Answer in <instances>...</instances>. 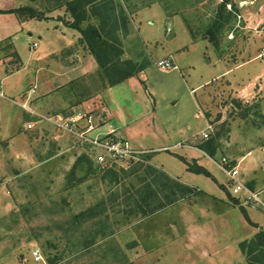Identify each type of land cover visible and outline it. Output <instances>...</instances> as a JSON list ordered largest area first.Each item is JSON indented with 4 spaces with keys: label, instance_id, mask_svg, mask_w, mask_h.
<instances>
[{
    "label": "rangeland",
    "instance_id": "obj_1",
    "mask_svg": "<svg viewBox=\"0 0 264 264\" xmlns=\"http://www.w3.org/2000/svg\"><path fill=\"white\" fill-rule=\"evenodd\" d=\"M67 1L0 0V264H246L239 243L264 228V0H232L237 10L219 34L221 54L203 37L221 0H114L116 14L121 6L128 17L127 31H117L123 57L148 64L99 94L95 60L65 27ZM25 5L50 19H18L14 10ZM168 56L176 68L156 65ZM79 83L95 94L81 105L104 106L103 130L111 125L145 151L137 170L117 165L120 181L84 161L72 173L85 147L38 120L76 109ZM218 129L220 149L204 155L194 144ZM178 155L198 158L211 177L188 172ZM222 155L239 163L262 203L231 193ZM149 165L193 190L153 214L125 218L119 194L138 176L152 179ZM89 209L96 216L75 224ZM34 246L40 263L30 258Z\"/></svg>",
    "mask_w": 264,
    "mask_h": 264
},
{
    "label": "trees",
    "instance_id": "obj_2",
    "mask_svg": "<svg viewBox=\"0 0 264 264\" xmlns=\"http://www.w3.org/2000/svg\"><path fill=\"white\" fill-rule=\"evenodd\" d=\"M227 5H230V9H227ZM64 6L65 12H67L71 18V21H65V26L79 33L78 43L92 55L96 62V82L92 83L96 84L95 86L97 87V92L95 94H99L106 88L115 86L132 76L138 75L148 64L147 61L140 63V61L123 57L124 51L117 31L121 30L123 33L127 31L128 17L120 5L121 10L116 14V6H118V4L115 3L114 0H68ZM236 10V4L232 0H221L217 5L212 23L204 32V39H206L211 47L219 54H221L219 49V34L221 30L230 23L231 19L232 21L234 20L233 15ZM14 12L20 20L35 19L47 21L50 19V17H47L42 11L37 10L31 5L20 6L15 9ZM91 17L96 18V24L90 22ZM85 22L86 24L83 25ZM70 84L75 87L78 85V83ZM79 84L80 88H82L80 94L83 95V97L77 101V108L85 107L88 103L84 105L81 104L89 101L95 96V94L90 95L88 93V87L86 85L83 83ZM63 116L67 115L63 114ZM224 132V130L218 129L209 135L207 139L202 138L200 141H197L194 146L210 157H213L220 149V142ZM178 158L186 165V170L188 172L204 174L211 177L206 168L199 165L195 159L187 160L180 155H178ZM144 159H146V157ZM83 161L85 164L87 163L89 171L101 174L103 178L108 176L111 178V182L120 181L118 174L124 172L123 167L119 168L117 165L100 170L85 153L75 162L72 173L83 166ZM136 162H130V164L133 163L130 165L132 166L130 170H137L140 163ZM231 163L234 164L233 162ZM146 170L150 174V177L152 176L151 174H153L152 179L150 178L149 180L138 176L136 184L130 183V188H125L124 191L119 194V197L122 196V201H119L118 204L125 205V209H123L126 216L125 218L153 214L173 204L178 199H183L193 190L188 187V185L170 177L164 171H158L150 165L147 166ZM219 186L225 189L223 185ZM116 197L117 196L113 193L109 195L108 199L111 202ZM236 199L237 198L233 199L234 202H237ZM99 206H101V204ZM129 206L133 207L129 208ZM93 211L94 209H89L86 212L74 216V223L80 225L81 218L90 219L96 216ZM101 212H103V209ZM242 213L251 225L257 226L249 220L245 212L242 211ZM98 215L100 214H97V216ZM239 249L245 256L246 264H264V228H260L251 237L242 240L239 243ZM47 262L49 263V261Z\"/></svg>",
    "mask_w": 264,
    "mask_h": 264
},
{
    "label": "built area",
    "instance_id": "obj_3",
    "mask_svg": "<svg viewBox=\"0 0 264 264\" xmlns=\"http://www.w3.org/2000/svg\"><path fill=\"white\" fill-rule=\"evenodd\" d=\"M32 46L35 47L36 43H33ZM156 65L162 69L177 67L172 56L158 60ZM33 92L34 88H31L27 92L26 97L32 96ZM0 95L2 96L1 92ZM21 107L27 113L31 114L33 112L31 109H26L24 104H21ZM38 120H45L49 122L58 133L74 138L77 143L85 147L86 154L100 170L118 165L122 162H133L135 159H138L139 153L145 152L143 149H137L131 146L130 141L121 134L120 131L111 127V125H107V129L103 130L104 126L108 123L103 105L100 106L99 110H96L93 109L90 104H87L85 107L74 109L73 112L67 116L50 115L41 117ZM24 126L26 130H30L34 127V124L28 122ZM211 128V124L208 123L207 129L210 130ZM202 138L207 139L208 132H204ZM180 146H182V144H177L174 147ZM219 166L227 175V187L231 189L232 194L246 191V193H248L247 199L252 202L262 203L257 192H250L247 190L240 177L239 163L232 164L228 157L222 155ZM29 255L31 260L35 263L43 261L41 251L36 246L31 248Z\"/></svg>",
    "mask_w": 264,
    "mask_h": 264
},
{
    "label": "crops",
    "instance_id": "obj_4",
    "mask_svg": "<svg viewBox=\"0 0 264 264\" xmlns=\"http://www.w3.org/2000/svg\"><path fill=\"white\" fill-rule=\"evenodd\" d=\"M42 21H45V20H42ZM48 21V20H47ZM60 25H62L61 23H59V22H57V24H55L54 26H53V28L54 29H56V30H60ZM66 27V26H65ZM76 31V30H75ZM60 87V86H59ZM51 88V87H50ZM53 88V87H52ZM55 88H58V87H55ZM4 138L6 137V136H3ZM10 146L8 145L7 146V148H9ZM197 148V147H196ZM198 149V148H197ZM150 150H152V149H150ZM201 153H203L204 155H207V154H205L203 151H201L200 149H198ZM180 156H182V155H180ZM207 156H209V155H207ZM183 157H185V156H183ZM186 158V157H185ZM187 159V158H186ZM193 159H195L196 161H197V163L199 164V165H201L200 164V162H199V160H198V158H193ZM188 160V159H187ZM202 166V165H201ZM166 172V171H165ZM168 174V173H167ZM169 175V174H168ZM170 177H172V178H175V179H177V180H179V178H177V177H173V176H171V175H169ZM180 181V180H179ZM181 182V181H180ZM220 185H222V184H220ZM189 186V185H188Z\"/></svg>",
    "mask_w": 264,
    "mask_h": 264
},
{
    "label": "water",
    "instance_id": "obj_5",
    "mask_svg": "<svg viewBox=\"0 0 264 264\" xmlns=\"http://www.w3.org/2000/svg\"><path fill=\"white\" fill-rule=\"evenodd\" d=\"M233 101V103H236L234 100H232Z\"/></svg>",
    "mask_w": 264,
    "mask_h": 264
}]
</instances>
